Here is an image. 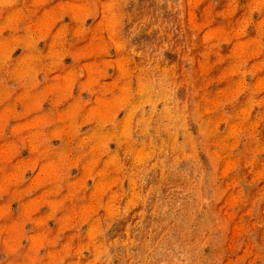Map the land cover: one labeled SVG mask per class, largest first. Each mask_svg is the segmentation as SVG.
Returning a JSON list of instances; mask_svg holds the SVG:
<instances>
[{
    "label": "rangeland",
    "instance_id": "rangeland-1",
    "mask_svg": "<svg viewBox=\"0 0 264 264\" xmlns=\"http://www.w3.org/2000/svg\"><path fill=\"white\" fill-rule=\"evenodd\" d=\"M0 264H264V0H0Z\"/></svg>",
    "mask_w": 264,
    "mask_h": 264
}]
</instances>
